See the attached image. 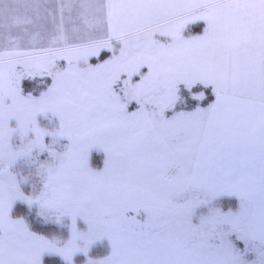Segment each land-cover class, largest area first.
<instances>
[{
	"label": "snow or ice",
	"instance_id": "snow-or-ice-1",
	"mask_svg": "<svg viewBox=\"0 0 264 264\" xmlns=\"http://www.w3.org/2000/svg\"><path fill=\"white\" fill-rule=\"evenodd\" d=\"M49 255L264 264V0H0V264Z\"/></svg>",
	"mask_w": 264,
	"mask_h": 264
},
{
	"label": "rangeland",
	"instance_id": "rangeland-1",
	"mask_svg": "<svg viewBox=\"0 0 264 264\" xmlns=\"http://www.w3.org/2000/svg\"><path fill=\"white\" fill-rule=\"evenodd\" d=\"M40 85V81H32V80H28L25 82V88L26 91H35ZM99 153H96V156H99ZM221 207L224 208V210H236L239 208L240 205V201L239 198L236 196H224L221 197ZM65 229V231H64ZM67 231L66 227H62L60 228V230H56V232L54 233H48V234H53V235H57V234H63L64 232ZM42 234H44L43 232H41ZM47 235V234H46ZM51 256V255H50ZM82 259H78V261H81ZM76 262V263H77Z\"/></svg>",
	"mask_w": 264,
	"mask_h": 264
},
{
	"label": "trees",
	"instance_id": "trees-1",
	"mask_svg": "<svg viewBox=\"0 0 264 264\" xmlns=\"http://www.w3.org/2000/svg\"><path fill=\"white\" fill-rule=\"evenodd\" d=\"M60 228L62 227L59 225L40 223L35 230L43 232L44 234H48V233H54L56 232V230H60ZM44 264H61V259L57 256H47L45 258Z\"/></svg>",
	"mask_w": 264,
	"mask_h": 264
},
{
	"label": "crops",
	"instance_id": "crops-1",
	"mask_svg": "<svg viewBox=\"0 0 264 264\" xmlns=\"http://www.w3.org/2000/svg\"><path fill=\"white\" fill-rule=\"evenodd\" d=\"M50 256V255H49ZM51 256H53V255H51ZM60 258V257H59ZM61 259V258H60ZM76 264H83V260H81V261H78Z\"/></svg>",
	"mask_w": 264,
	"mask_h": 264
}]
</instances>
